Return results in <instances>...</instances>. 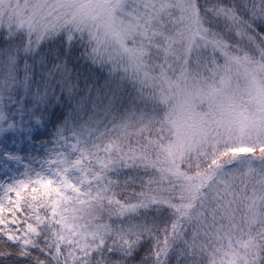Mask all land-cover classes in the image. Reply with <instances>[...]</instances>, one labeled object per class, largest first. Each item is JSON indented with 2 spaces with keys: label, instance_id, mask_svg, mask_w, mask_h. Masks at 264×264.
<instances>
[{
  "label": "snow or ice",
  "instance_id": "1",
  "mask_svg": "<svg viewBox=\"0 0 264 264\" xmlns=\"http://www.w3.org/2000/svg\"><path fill=\"white\" fill-rule=\"evenodd\" d=\"M115 7L129 24L104 32L84 16L41 22L34 14L0 26V264H170L194 218L175 264H199L186 250L200 246L201 233L219 236L226 227L241 233L243 249L229 264H264V213L237 224L233 202L216 187H229L228 178L194 183L183 175L186 165L172 167L177 156L191 161L195 146L197 155L219 152L210 161L219 175L220 160L264 154V144L219 151L228 125L217 108L220 119L199 118L178 133L162 170L153 117L126 101L124 89L126 81L163 83L177 67L185 76L215 77L233 66L264 73V0H119ZM227 83L213 79L204 95L218 97ZM181 182L187 196L173 194Z\"/></svg>",
  "mask_w": 264,
  "mask_h": 264
},
{
  "label": "rangeland",
  "instance_id": "2",
  "mask_svg": "<svg viewBox=\"0 0 264 264\" xmlns=\"http://www.w3.org/2000/svg\"><path fill=\"white\" fill-rule=\"evenodd\" d=\"M118 2L119 0H0V26H7L9 22L15 24L17 20L27 19L35 14V18L41 22L45 18L50 21L57 19L63 21L71 20L73 16H84L90 26L94 24L101 32L112 26L119 29L122 25L129 24V17L115 7ZM129 7H131L130 4ZM152 75L159 76V70ZM222 76H226L228 80L223 93L212 98L204 95L209 87L214 86L213 79L219 82ZM135 82L139 96L145 97L147 102L158 104L162 111V117L158 121L166 127L162 131L155 126V121L153 124L154 142H163L160 145L161 150L157 154L162 170L167 167L168 162L165 152L169 146L179 141L178 133L182 129L186 130L193 120L204 118L211 122L220 119L217 108L226 110L225 121L228 125V130L225 131L224 128H221V136L217 137L221 141L219 151H224L227 146L239 143L264 144V73L255 68L233 66L230 72L225 73L222 70L219 76L213 77L210 73L203 71L198 76L195 74L185 76L177 67L174 74L168 73L167 79L163 80V83L161 80H156L154 84L149 81L146 85H142L138 81ZM188 105H190V109ZM232 105H234V109H230ZM213 127L216 125L213 124ZM242 151L247 152V149L244 148ZM193 154L194 158L191 161L186 154L183 156V160L177 156L172 161V167L179 170L182 163L186 165L183 175L191 177L194 183L205 177L216 176L217 180L228 178L230 180L229 187L226 188L223 183L216 187L225 202H233L232 209L235 211L236 223L242 221L251 223L254 213L257 215L264 213V205L259 199L264 196V182H262L264 181V164L261 163L264 154L257 151L253 156H240L237 158L238 163H231L230 158L225 157L224 161L233 167L228 168L227 165H224V172L219 173V176L216 174L214 166L210 165L212 159H218L219 152H216L215 155L213 151H209L207 156L197 155L195 146H193ZM187 165H191V167H187ZM253 165L254 167H252ZM259 168L262 169V173L258 170ZM253 171H255V175L252 174ZM226 173H230V176L226 177ZM173 194L187 196L183 182ZM253 199L260 207L251 208ZM221 223L227 225L229 221L226 219ZM195 225V218L191 223L184 224L187 226L186 228L191 229L188 232L190 237H192ZM227 228L222 230L219 236L201 233L198 240L200 246L189 251L197 252L196 255H200L201 264H229V261L233 259L232 253H242L243 249L242 242L239 244L238 241V236L241 233H234L232 230L228 233L230 238H225Z\"/></svg>",
  "mask_w": 264,
  "mask_h": 264
},
{
  "label": "trees",
  "instance_id": "3",
  "mask_svg": "<svg viewBox=\"0 0 264 264\" xmlns=\"http://www.w3.org/2000/svg\"><path fill=\"white\" fill-rule=\"evenodd\" d=\"M6 27V26H4ZM17 75L22 78L24 73L23 71H18ZM103 83V80H101V84ZM133 84H135V86H137L136 82L133 80V81H126L124 83V89L126 90V93L127 95H125V100L128 101L129 100V97H131V101H134V104L135 106L138 107V109H141V110H146L149 114H151V116L153 117V124H154V121H155V126H157L160 130L163 131V128H165L166 126L163 125L161 122H159L158 120H160V118L162 117V111L160 109V107H158V104L156 103H150V102H147L146 98L145 97H141L139 96L138 92L136 91V88L135 86H133ZM95 98V94H94V97ZM76 99H79V97H76ZM132 111H135L136 109L133 108V109H130ZM121 111H123V108H121ZM221 164L223 165H227L228 168H232L233 166H230L228 165L224 159L223 160H220L219 161ZM252 164H253V161L251 160ZM205 165V164H204ZM210 166V165H209ZM209 166H205V167H209ZM250 166V165H249ZM254 167V165L252 166ZM253 170V168H252ZM261 173H262V169H258ZM259 173V172H257ZM253 175H255V171L252 172ZM219 176V175H218ZM217 176V177H218ZM224 224V223H223ZM239 224V223H237ZM226 225V224H225ZM228 225V224H227ZM226 225V226H227ZM185 229H186V232H184L183 236L181 237V239L177 240L176 243H175V246H174V251L170 257V264H175V259H176V253L179 249H182V248H185V245L183 243L184 240H188L190 241L191 237L188 235V232L191 230L190 228H186L187 226H184ZM227 228V227H226ZM225 228V229H226ZM234 231L235 232H238L236 229L232 228V229H229L227 228L226 232L229 233L231 231ZM241 239V235L238 236V241H239V244L240 242H242V239ZM237 243V242H236ZM187 252H189V250L187 251L186 250V259L187 260H196L200 263V259L201 257H199L200 255H196L197 252H191V254H188L187 255ZM181 264H183V261L181 262Z\"/></svg>",
  "mask_w": 264,
  "mask_h": 264
}]
</instances>
